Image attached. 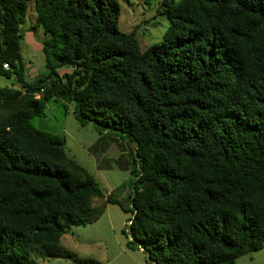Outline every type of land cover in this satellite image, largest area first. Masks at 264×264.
<instances>
[{
    "label": "trees",
    "instance_id": "obj_1",
    "mask_svg": "<svg viewBox=\"0 0 264 264\" xmlns=\"http://www.w3.org/2000/svg\"><path fill=\"white\" fill-rule=\"evenodd\" d=\"M27 1L0 0V76L19 83L0 85V264L59 255L60 236L102 210L64 137L30 123L50 98L132 144L127 237L146 261L235 264L264 247V0H158L168 25L143 50L118 29L117 0H33L28 29L46 37L32 83Z\"/></svg>",
    "mask_w": 264,
    "mask_h": 264
},
{
    "label": "rangeland",
    "instance_id": "obj_2",
    "mask_svg": "<svg viewBox=\"0 0 264 264\" xmlns=\"http://www.w3.org/2000/svg\"><path fill=\"white\" fill-rule=\"evenodd\" d=\"M117 1V27L124 32L133 30L140 50L161 40L168 20L156 12L158 0ZM34 17L33 0H28L18 25L19 55L23 78L28 83L34 82L44 71L41 42L46 35L41 27L28 29ZM56 70L60 74L69 72L70 68L60 66ZM0 85L19 87L12 73L8 78L0 76ZM73 106V102L50 98L45 102L43 115L31 118L30 123L39 130L63 136L66 154L85 168L104 192V197L110 195L113 201L104 202V197L93 199L92 204L102 208L97 217L83 225L70 226L59 238V255L36 258V261L38 264H151L127 237L133 146L125 137L99 133L89 121L79 122ZM247 254H243L244 259Z\"/></svg>",
    "mask_w": 264,
    "mask_h": 264
},
{
    "label": "crops",
    "instance_id": "obj_3",
    "mask_svg": "<svg viewBox=\"0 0 264 264\" xmlns=\"http://www.w3.org/2000/svg\"><path fill=\"white\" fill-rule=\"evenodd\" d=\"M246 259L243 255L235 259V264H264V247L248 253Z\"/></svg>",
    "mask_w": 264,
    "mask_h": 264
},
{
    "label": "built area",
    "instance_id": "obj_4",
    "mask_svg": "<svg viewBox=\"0 0 264 264\" xmlns=\"http://www.w3.org/2000/svg\"><path fill=\"white\" fill-rule=\"evenodd\" d=\"M2 68H3V69H7V68H8L7 63H5V62L2 63Z\"/></svg>",
    "mask_w": 264,
    "mask_h": 264
}]
</instances>
